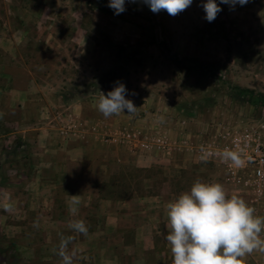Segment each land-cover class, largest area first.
I'll return each mask as SVG.
<instances>
[{"label": "rangeland", "instance_id": "1", "mask_svg": "<svg viewBox=\"0 0 264 264\" xmlns=\"http://www.w3.org/2000/svg\"><path fill=\"white\" fill-rule=\"evenodd\" d=\"M206 2L193 0L185 11L171 16L164 10L154 13L143 0H125V10L118 15L101 12L102 0H0V51L10 52L0 54L3 64L37 65L40 75L43 71L68 102L100 96L101 92L107 95L124 84L126 99L138 109L129 125L117 128L120 147L140 151L124 142L129 133L148 143L162 137L166 149L173 148L174 141L185 145L192 140L195 146L189 153L181 152L172 164L167 157L151 168L115 165L108 183L54 186L56 193L45 188L44 194L31 200L29 192L40 191V185L23 183L24 176L32 172L22 167H30L31 159L18 163L19 157L28 159L30 149H20L17 139L8 136L14 128L0 121L4 141L0 145V264H61L54 252L61 235L74 238L69 245L77 252L74 264H95L98 258L101 264H133L142 251L136 243V222L150 225L143 236L157 245L155 251L145 252L148 264H172L165 239L167 204L190 190L198 179L221 183L229 197L243 198L257 215L264 216V187L257 184L254 168L247 162L242 168L231 167L216 155L231 147L229 134L251 131L264 140V107L232 98L235 87L264 94V0H248L234 8L215 0L222 10L212 22L205 18L202 5ZM109 3L106 0L107 9ZM170 52L206 65L205 77L198 79L179 70ZM156 116H163V132ZM182 116L184 121L192 119L185 132L177 123ZM137 117H143L140 124ZM177 128H181L178 136ZM206 146L213 154L204 155ZM202 156L206 160H201ZM90 174L88 164L75 172L86 182ZM84 190L102 199L131 202L125 210L121 207L125 234L106 227L100 201L90 202V217L81 215L87 206L83 201L77 214L69 212L66 193ZM114 192L117 198H111ZM156 197L160 201H153ZM9 199L13 210L6 212L3 204ZM76 219L87 222V236L69 229V222ZM248 256L245 264H264V253L254 251L250 263ZM107 258L114 263L105 261Z\"/></svg>", "mask_w": 264, "mask_h": 264}, {"label": "crops", "instance_id": "2", "mask_svg": "<svg viewBox=\"0 0 264 264\" xmlns=\"http://www.w3.org/2000/svg\"><path fill=\"white\" fill-rule=\"evenodd\" d=\"M2 53H6L4 54L6 56L10 52L8 50L0 51V54ZM36 67L38 66L27 64L20 67L13 64L6 65L0 61V121L12 129L14 128L8 136L10 139H17L16 144L20 146V149H30L28 159L19 157L18 163L21 164L31 159L30 167H22L30 169L32 172L29 176L26 171L27 174L24 176V180L22 179L23 183L26 186L40 185V191L29 192L28 196L31 200L34 199V195L44 194L45 188L47 191L49 190L48 193H56V190H53L54 186L59 189L62 186H71L72 188L83 186L84 183L89 185L108 183L114 175L115 165L121 168L126 166L141 169L151 168L160 165L167 157L172 159L170 161L172 164L178 159L181 152L189 153L195 148L192 140L186 141L185 145H179L174 141L173 148L156 149V151L153 150V154L145 153L148 151L143 150L132 152L127 147L118 146L116 135L119 130L117 128L129 125V118H135L133 114L129 115L125 111L124 114L105 118L97 110L100 96L68 102L59 87L44 77L43 71L41 72L43 76H41L40 72L35 69ZM162 117L156 116L157 122L160 123L158 129L161 132L165 126V123L161 124ZM183 118L182 116L177 121L182 127V129H176L177 136L179 130H186L188 124L190 125L188 122L192 121V119L184 121L185 118ZM142 119L143 117H137V124H140ZM2 138L3 136L0 134V145L4 142ZM202 142L203 146L207 144L204 139ZM203 148L208 152L207 146ZM84 164L90 165L91 169L88 182L75 176V172H79ZM70 169L73 171L71 170V172ZM69 195H79L80 201L87 205L85 212L81 210L83 217L92 215L93 209L90 207V202L100 201L106 227H109L111 231L125 234L122 229V221L125 216V208L131 205L130 201L102 199L98 194L84 190L80 193L75 191L66 193L67 203L70 200ZM160 199L156 197L153 201L158 202ZM149 226L146 223L136 222L135 224L136 243L142 251L134 259L133 264H148L145 252L157 249L153 239L150 240L148 236H143V234L149 233ZM157 256H160L159 252H157ZM252 259L253 253L248 256L249 263L252 262ZM107 260L114 263L111 259H105V261ZM100 261V258L94 260L95 264H101ZM92 263L88 262V264ZM115 263L128 264L123 261Z\"/></svg>", "mask_w": 264, "mask_h": 264}, {"label": "clouds", "instance_id": "3", "mask_svg": "<svg viewBox=\"0 0 264 264\" xmlns=\"http://www.w3.org/2000/svg\"><path fill=\"white\" fill-rule=\"evenodd\" d=\"M125 0H110L109 7L116 14L123 12ZM134 2V0H133ZM154 13L161 10L176 16L191 6L193 0H143ZM231 7L248 3V0H220ZM206 20L212 22L222 10L215 0H207L202 5ZM128 90L120 83L107 95L101 92L97 110L105 117L127 112L132 115L137 107L126 99ZM203 151V150H202ZM208 155H211L209 153ZM222 162L229 166H245V150L224 148L216 152ZM250 159V157H249ZM201 160H206L205 156ZM70 196V195H69ZM69 212L78 213L81 203L79 195H71ZM6 212L13 210L10 199L3 204ZM168 233L165 237L170 245L172 264H245L244 258L259 251L264 253V216L256 214V209L237 196H228L224 186L218 182L196 180L190 190L182 192L174 201L167 204ZM34 226L38 224L34 222ZM69 229L81 235H88V225L83 219L69 222ZM72 236L61 235L58 249L54 252L61 264H74L76 250L69 249Z\"/></svg>", "mask_w": 264, "mask_h": 264}, {"label": "built area", "instance_id": "4", "mask_svg": "<svg viewBox=\"0 0 264 264\" xmlns=\"http://www.w3.org/2000/svg\"><path fill=\"white\" fill-rule=\"evenodd\" d=\"M231 136V147L228 149L236 150L243 148L245 150L246 162L254 168V177L257 184L260 187H264V140L256 132L245 131L242 134H229ZM136 134H126L124 142L128 145L134 146L137 149L143 151L157 149H166V142L163 138L156 139L153 143L137 141ZM204 155L209 153L213 154V151L208 149V152L204 150ZM209 156V155H208ZM250 157V159H249Z\"/></svg>", "mask_w": 264, "mask_h": 264}, {"label": "trees", "instance_id": "5", "mask_svg": "<svg viewBox=\"0 0 264 264\" xmlns=\"http://www.w3.org/2000/svg\"><path fill=\"white\" fill-rule=\"evenodd\" d=\"M106 0H102L101 12L108 15H118L113 8H106ZM170 57L173 64L181 71L186 73L188 76L195 75L198 79H203L206 75L207 66L197 60H183L170 52ZM235 94L232 96L238 102L249 103L255 106L264 107V94L256 93L247 88L235 87L232 89ZM116 182V181H114ZM114 189V188H113ZM115 192L112 193L111 198H115ZM117 198V197H116ZM121 199V197L119 196Z\"/></svg>", "mask_w": 264, "mask_h": 264}]
</instances>
